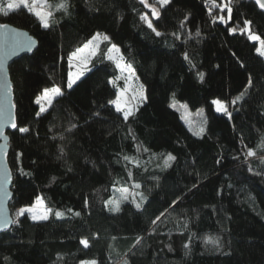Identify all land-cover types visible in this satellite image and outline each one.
<instances>
[{"label": "trees", "instance_id": "1", "mask_svg": "<svg viewBox=\"0 0 264 264\" xmlns=\"http://www.w3.org/2000/svg\"><path fill=\"white\" fill-rule=\"evenodd\" d=\"M208 1L171 0L152 20L139 0H69L71 14L55 12L57 23L49 29L24 7L0 14V23L37 41L31 55L8 68L16 123L29 129L7 132L14 179L9 209L15 218L41 198L53 210L46 221L25 214L0 234V264H122V258L129 264H264V150L258 147L264 58L239 31L248 20L251 32L264 39V13L251 0H232L231 19L222 23L227 10L206 6ZM96 33L111 43L100 45L90 70L67 89L68 56ZM111 44L145 89V102L127 122L109 103L124 88L103 55ZM54 86L64 95L37 117L35 98ZM241 94L244 99L233 104ZM173 96L191 110H205L203 135H193L171 108ZM213 100L223 102L231 118L216 113ZM248 148L257 156L246 160ZM168 154L176 159L164 168ZM123 188L147 197L140 209L131 195L119 212L105 207ZM56 211L64 215L57 218ZM211 237L218 238V248L205 243Z\"/></svg>", "mask_w": 264, "mask_h": 264}, {"label": "snow or ice", "instance_id": "2", "mask_svg": "<svg viewBox=\"0 0 264 264\" xmlns=\"http://www.w3.org/2000/svg\"><path fill=\"white\" fill-rule=\"evenodd\" d=\"M139 2L144 5L145 8H149L152 16V20H159L161 17L160 9H164L171 3V0H155L154 4H149L148 0H139ZM211 2L212 8H219L221 12L225 9L228 12V19H231L232 14V0H222L220 4H217L215 0H209ZM256 4L259 6L261 10H264V0H256ZM158 5L159 7H157ZM39 6V7H37ZM24 7L28 9L32 15L36 17L40 26L43 29H49L54 24L57 23L55 19V12L60 11L63 12L65 16L70 15V7L71 4L69 0H59L58 3L53 6L50 3V0H8L6 4V8L0 6V14L3 16H8L10 12L14 10H18L19 8ZM51 9V10H49ZM211 13V9H209ZM217 18L213 17L215 22ZM141 20L147 24V27L151 29L157 36H160L161 33L157 31V28L154 27L152 20H149V17L146 15L141 16ZM220 22L224 23L225 18L223 16L219 17ZM0 28H7L6 24H0ZM230 33H234L237 29H230ZM241 33H246L250 41L259 42V46L256 47V53L260 57H264V39H261L259 35L253 34L251 32V22L245 20L243 22V28L240 29ZM199 36V32L196 33ZM178 38V37H177ZM100 41H107L109 43V37L107 35H101L97 33L96 35L92 36L90 40L83 44V46L76 48L75 51L71 52L68 56L69 66L74 68L75 71L69 72L67 76L66 87L67 89H72L73 85L77 83L78 80L84 75L86 71H89V64L94 56L97 55L99 51V42ZM33 42L30 38L21 39L19 35H12L4 45L0 46V49L3 51V55H0V75H3L4 81L0 84V137H3L5 140L7 137L4 136L3 127L4 125H10L12 129H18L21 133L29 132L27 127H20L16 123V118L13 115V110L15 109L16 105L11 101V94H12V85L7 81V70L5 68L4 59L6 57H11L12 55H18L20 51H31ZM105 58L111 62H113L116 68L121 73H127L125 77L126 81H132L135 79V71L130 64L122 63L124 57L120 54V49L115 45L111 44L110 47L107 48V51L103 54ZM185 59H188L185 56ZM200 78L203 79V73H200ZM252 81L249 80V86L251 85ZM129 92V88L126 87L117 93L115 99L110 100L109 103L112 104L116 110V112L121 113L123 120L127 122L130 117L135 116V112L138 108L139 102H142L146 99L144 94L143 86H139L138 89L132 91L131 97L126 98V94ZM64 92L62 91L61 87H50L43 89L41 95L37 96L34 100V103L39 106V110L35 113L37 117L48 113L49 110L53 107V102L59 97H62ZM244 99V95L241 94L237 96L232 103H238ZM212 103L216 106L217 112H222L225 115H228L231 118L230 113L228 112L227 106L222 103L220 100H213ZM72 127H75L73 124ZM71 131V128L67 129ZM204 133V128L200 127L198 130L194 131V135L201 136ZM63 139V137H61ZM259 148L264 150V136L261 137V143L258 145ZM62 151V150H61ZM0 154H3V148L0 147ZM257 156V151L253 150L252 148H248L245 152V159L254 158ZM124 160L131 162L128 156L123 157ZM176 158L168 154L164 158L163 167L167 168L171 166L172 161ZM260 162L264 164V156H260ZM129 178H131V173H129ZM9 177L7 173L3 176L2 181H0V190L4 191V194L7 195V191L4 188V185L7 183ZM141 185L139 183H134L132 188L135 190L140 189ZM121 196L112 201H105V207L112 205L110 208L113 212L120 211V203L122 201H128L129 196L133 197L132 203L135 204L137 209L142 207L143 202L147 199V197L139 191L130 192L129 188H123L120 190ZM135 197H139V202L136 201ZM87 204V201L85 202ZM178 202L173 201L172 204L176 205ZM172 207V205H169ZM52 209L45 207L42 200L37 199L35 205L32 207H21L15 214V218L9 219L4 213L0 212V229L6 228L9 224H17L19 218L24 217L25 214H28V217L33 221H46L49 218V215L52 214ZM165 213L161 212L160 215L156 216V219L152 221V224L155 225L157 221L160 220ZM54 215L57 218L62 217L64 214L62 212L56 211ZM75 215H79V213H75ZM184 229H187V223L184 224ZM80 243L85 247H89V243L87 240L82 239ZM206 244H212L219 247V240L216 237L206 238ZM185 248H188L189 245L185 244ZM82 264H96V262L88 261L82 262ZM122 264H129L127 259L122 258Z\"/></svg>", "mask_w": 264, "mask_h": 264}, {"label": "water", "instance_id": "3", "mask_svg": "<svg viewBox=\"0 0 264 264\" xmlns=\"http://www.w3.org/2000/svg\"><path fill=\"white\" fill-rule=\"evenodd\" d=\"M251 1L256 5L259 11L264 13V10H261L259 6L256 4V0H251ZM6 25H7V28H0V46L4 45L7 41H9L12 35H19L21 39L30 38L31 41L33 42L31 51H20L18 55H12L11 57H6L4 59L5 68L7 70V81L8 83L12 85L10 76H9V69H8L9 66L13 62L21 58L22 56L31 55L37 48V41L27 31L16 28L9 24H6ZM0 55H3L2 49H0ZM3 81H4V77L3 75H0V84H2ZM13 98L14 96H13V91H12L11 101L14 104ZM13 115L15 116V109L13 110ZM3 131H4V136L7 137V139L5 140L3 137H0V147L3 148V154H0V181H2L5 173H7L9 179L7 183L4 185V188L7 191V195L4 194V191L0 190V212L4 213L9 219H12L11 212L9 209V203L13 196L14 179H13V176H12V173L9 168L8 161H7V155L9 152V136L7 135V132H14L16 131V129H12L10 125H4ZM12 226L13 224H9L6 228L0 229V234L8 231Z\"/></svg>", "mask_w": 264, "mask_h": 264}, {"label": "rangeland", "instance_id": "4", "mask_svg": "<svg viewBox=\"0 0 264 264\" xmlns=\"http://www.w3.org/2000/svg\"><path fill=\"white\" fill-rule=\"evenodd\" d=\"M8 1V0H7ZM29 2L31 3V0H29ZM37 7H39V6H37ZM221 16H223L224 18H225V20L227 21V20H229L228 19V12H227V14H226V16L225 15H221ZM240 31V30H239ZM241 32V31H240ZM97 34V33H96ZM95 34V35H96ZM99 34H101V35H104L103 33H99ZM253 34H255V33H253ZM257 35V34H256ZM248 36V35H247ZM104 41H100L99 42V47H100V45L103 43ZM251 42H254L255 44H256V47H258L259 46V42H256V41H251ZM83 46V45H82ZM117 46V45H116ZM118 47V46H117ZM119 48V47H118ZM120 49V48H119ZM120 54H121V51H120ZM262 58H264V57H262ZM113 63V62H112ZM122 63H125V61L123 60V62ZM114 64V63H113ZM115 65V64H114ZM68 67H69V70H68V73L69 72H72V71H75V69L74 68H72V67H70L69 66V62H68ZM90 69V68H89ZM119 71V70H118ZM88 71H86L85 73H84V75L87 73ZM83 75V76H84ZM82 76V77H83ZM127 76V73H121L120 71H119V77H120V79H122L123 81H124V88L126 87V85L128 86V88H129V92L126 94V98H129L130 99V97H131V93H132V91H134V90H136V89H138L139 88V86H141L142 85V83L139 81V79L137 78V76L135 75V79L134 80H132V81H126L125 80V77ZM143 86V85H142ZM123 88V89H124ZM122 89V90H123ZM143 89H144V86H143ZM144 94H145V89H144ZM145 102V100L144 101H142V102H139V105H142L143 103ZM223 103V102H222ZM110 106H112L113 108H114V106L112 105V104H110ZM170 106H171V108L172 109H174V110H176L177 112H179L180 113V116H181V120H182V122L185 124V126L189 129V131L193 134L194 133V131H196V130H198L200 127H203L204 128V130H205V120H206V114H205V110L204 109H198V110H191L190 108H188L184 103H182V102H180V101H178L177 99H176V97L175 96H173L172 97V99H171V101H170ZM115 109V108H114ZM213 109H214V111L216 112V113H218V114H224V113H222V112H217L216 111V106L213 104ZM120 115H121V118L123 119V117H122V114L121 113H119ZM194 135V134H193ZM196 136V135H195ZM199 137V136H198ZM132 192H133V190H132ZM121 196V191H116L115 193H114V196H113V198H112V200H116V199H118L119 197ZM132 197V196H131ZM133 198V197H132ZM38 199H40V200H42L41 198H38ZM135 199L138 201L139 199H138V197H135ZM43 201V200H42ZM43 203H44V201H43ZM34 205H35V203H34ZM33 205V206H34ZM44 205H45V203H44ZM28 207H32V206H28ZM45 207H47L46 205H45ZM112 207V205H109L107 208L108 209H110ZM48 208V207H47ZM27 214V213H26ZM83 262H88V261H83ZM80 264H82V262L80 263ZM96 264H99V263H96Z\"/></svg>", "mask_w": 264, "mask_h": 264}, {"label": "built area", "instance_id": "5", "mask_svg": "<svg viewBox=\"0 0 264 264\" xmlns=\"http://www.w3.org/2000/svg\"><path fill=\"white\" fill-rule=\"evenodd\" d=\"M210 5H211V2L208 1V2L206 3V6H210Z\"/></svg>", "mask_w": 264, "mask_h": 264}]
</instances>
